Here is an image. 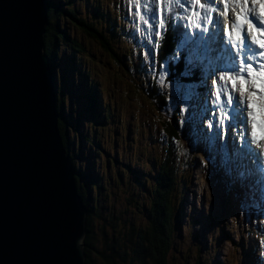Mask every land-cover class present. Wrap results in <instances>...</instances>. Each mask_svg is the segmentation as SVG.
I'll return each instance as SVG.
<instances>
[{
  "label": "snow or ice",
  "instance_id": "obj_1",
  "mask_svg": "<svg viewBox=\"0 0 264 264\" xmlns=\"http://www.w3.org/2000/svg\"><path fill=\"white\" fill-rule=\"evenodd\" d=\"M127 10L133 42L143 50L148 74L170 89L167 109H179L189 145H202L204 166L218 167L241 203L264 215V0H127ZM169 27L175 55L157 72L154 53ZM181 56L177 78L172 66ZM195 74V81L183 79ZM59 247V264H72L70 240ZM259 255L264 264V238Z\"/></svg>",
  "mask_w": 264,
  "mask_h": 264
},
{
  "label": "water",
  "instance_id": "obj_2",
  "mask_svg": "<svg viewBox=\"0 0 264 264\" xmlns=\"http://www.w3.org/2000/svg\"><path fill=\"white\" fill-rule=\"evenodd\" d=\"M47 19L46 0H0V264H59L67 240L72 264H85L86 208L59 129Z\"/></svg>",
  "mask_w": 264,
  "mask_h": 264
},
{
  "label": "trees",
  "instance_id": "obj_3",
  "mask_svg": "<svg viewBox=\"0 0 264 264\" xmlns=\"http://www.w3.org/2000/svg\"><path fill=\"white\" fill-rule=\"evenodd\" d=\"M67 1L69 0H64V2L46 0L48 22L43 40L44 53L49 59L53 72H58L54 74V87L57 95L59 129L66 152L70 156L71 165L73 168L77 167L74 168L76 189L86 208L85 234L82 239L85 264H168L172 242H175L177 225L175 222L177 205V203L175 204V191L182 188L177 185V174L182 172H178L175 168L176 161H180L184 157L179 154V143L177 142L179 141L177 136L179 109L171 110V117L162 114L161 109L164 106L167 109L168 97L166 98L165 91L157 89L156 92L154 91L157 96L152 98L150 90L153 92L157 83L155 79L153 81L145 80L142 73L137 74L132 71L133 64L131 62L135 57L134 52L124 51L119 55L99 30L79 16V13L83 11L67 4ZM61 6H65V9H62ZM65 16L76 24L74 29L66 26V19L64 20L65 24L59 23V17L64 18ZM77 27L82 31V34L97 40L100 46L115 59V62L121 67V71H124V76L130 78L131 85L126 82L128 86L123 88L125 93L118 102L117 98L113 97L109 104H106L102 98V91L90 78V69L87 68V63H84L83 66L76 65L73 58L74 51L84 50L82 44L73 35V31ZM61 42H64L66 47V51L63 53L60 52ZM174 49L173 38L168 35L160 47V55L173 52ZM69 50L71 53L73 52L71 60L67 57ZM176 69H178L177 65L173 66L172 71H176ZM140 90L144 92V95H141L138 105L150 106V109L142 111L156 117L158 125L160 124L161 127V130L159 127L157 129L161 132L159 138L161 139V135L163 136L162 139L167 149H164V155H161L159 160H155L157 164L145 162L148 163L144 165L145 169L139 171L134 169L132 164L121 162V154L118 155L119 157L114 155L115 157L108 161V165H115L118 169L117 174L119 173L121 188L124 187L122 181H126L130 186L144 185L146 187V183L149 184L146 190L148 201L141 205L135 202L133 194L124 196L127 204H136L135 210L132 211L138 212V215L144 219V222L139 225L133 215L130 216L128 211H117L112 206V202L107 201V198H104L102 203L99 198L95 200L93 191L99 190L103 186L105 188V184L99 182V177L97 178V174L93 170L84 174L86 183L82 184L84 176L82 174L83 165L80 162L85 158L83 157L86 152L85 145L97 146L99 125L105 123H108L109 126L125 125L121 117L116 116L118 106L121 108L120 113L123 110H129L132 106L126 101L127 94L131 95L129 91H132L133 94L137 92L139 95ZM134 97L136 98V96ZM121 129L123 130V127ZM122 133L124 134V132ZM151 142L154 145L156 143L152 139ZM132 143L134 144L135 141ZM152 143L151 149L154 148ZM70 152L75 158L72 159L73 156L70 155ZM98 152L103 151L99 150ZM76 153L79 156H76ZM93 180L94 182H92ZM142 180L144 183L140 184L143 182ZM139 187L137 189L142 191ZM124 193L126 194V191Z\"/></svg>",
  "mask_w": 264,
  "mask_h": 264
},
{
  "label": "rangeland",
  "instance_id": "obj_4",
  "mask_svg": "<svg viewBox=\"0 0 264 264\" xmlns=\"http://www.w3.org/2000/svg\"><path fill=\"white\" fill-rule=\"evenodd\" d=\"M58 1L64 2V0H56V2ZM67 4L73 5L76 9L80 8L83 12L79 13V16L86 23L99 30L119 55L124 51L126 52L128 48V51L132 52L133 46H129L130 43H133L139 53V48L134 44L131 35L134 29L130 22L131 18L128 16L127 0H121V3L119 0H69ZM61 8L65 9V6H61ZM65 19L66 26L68 28L73 27L74 29L76 24L67 16L64 18L59 17V23L61 25L65 24ZM73 33L75 39L82 44L84 49L79 52L74 51L73 58L76 65L80 64V66H83L84 63H87L86 66L90 69V78L102 91V98L106 104L113 97L117 98V102L119 99L121 100V97L125 93L123 92V88L125 89L128 86L127 83L131 85L130 78L126 75L124 76V71H121V67L118 66L115 59L100 46L97 40L84 33L82 34L79 27ZM135 39L138 41L136 37ZM63 43L61 42L60 44V52L62 53L66 51ZM72 55L73 52L71 53L70 50L68 56L66 54L69 60L72 59ZM142 55L135 56L131 64L135 63L137 68L144 70V58H142ZM157 89L158 87H156ZM143 90L146 91V89ZM129 92L131 95L127 94L126 101L132 107L120 113L126 127H124L125 125H121L123 127L122 130V127L118 124L109 126L108 123H105L99 125L97 128V146L90 147L85 145L84 150L86 152L83 155L85 158L80 163L83 165V173L81 172L83 176L90 170H93L97 174V178L99 177V182L105 184V188L103 186L99 190L93 191L95 200L99 198L102 203V200L107 198V201L112 202V206L117 211H128L129 215H133L136 218V222L140 225V223L144 222V219L138 215V212L132 211L135 210L136 204H127L126 197L127 194H133L135 202L141 205L146 200V190L149 184L146 183V187L144 185L139 187L130 186L126 181H122L124 187L121 188L119 173L117 174L118 169L115 165H108V161L112 160L115 156L119 157L118 155L121 154V162L132 164L134 169H138L139 171L145 169L144 165L148 164L145 162L156 163L155 160H159L161 155H164V151L161 154V150H164V143L160 142L156 117L147 115L142 111L150 109V106L138 105V100L141 98V95H144V92L140 90L139 95L136 91L137 95L133 94L132 91ZM171 103L172 101H170ZM120 110L121 108L118 106L116 112L118 118H120L118 116ZM162 114L167 117V113L162 112ZM127 123L131 124L128 125ZM149 133L151 134L149 135ZM138 139L139 141H137ZM151 139L154 142L155 139L157 140L155 145L151 142ZM134 141L135 143L133 144L132 142ZM151 143L154 147L153 149L150 147ZM99 150L103 152H98ZM148 152H150L149 155ZM77 153L76 156H79ZM70 155L73 156L72 159L75 158L71 152ZM148 158L149 160H146ZM198 161L200 164L196 166L192 162L185 161H180L175 166L178 172H183L180 176L185 182V188H189L190 190V197L186 200L185 207L182 204V209L184 208L183 216L185 217L177 225L178 231L175 233V242H172V251H170L168 264H239V253L233 251V246L227 241L226 237L229 229L236 231L238 227H235L231 222L227 223L232 217L227 213L226 215L224 214L223 218L221 207L218 206L216 209L211 207L213 206L212 203L215 202L214 200H216L213 197L219 193L220 177L213 172L214 169L211 167L207 169L204 166L203 159H199ZM107 165L108 168L106 167ZM74 168L76 169L77 167L75 166ZM211 173L214 174L210 175ZM81 183H86L85 176ZM143 183L144 181L140 184ZM137 187L142 191H139ZM124 191H126V194ZM124 196L126 197L124 198ZM203 197L204 199H202ZM219 204L221 206V202ZM233 231H231V234ZM233 241L238 245L240 243L239 237L236 235H234Z\"/></svg>",
  "mask_w": 264,
  "mask_h": 264
}]
</instances>
